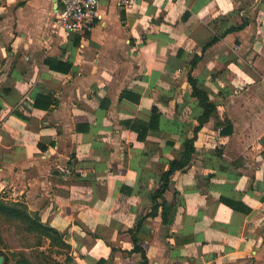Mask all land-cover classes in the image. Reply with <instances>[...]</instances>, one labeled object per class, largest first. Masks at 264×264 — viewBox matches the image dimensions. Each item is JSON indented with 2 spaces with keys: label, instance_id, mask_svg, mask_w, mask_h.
<instances>
[{
  "label": "crops",
  "instance_id": "1",
  "mask_svg": "<svg viewBox=\"0 0 264 264\" xmlns=\"http://www.w3.org/2000/svg\"><path fill=\"white\" fill-rule=\"evenodd\" d=\"M62 8L0 0V198L62 233L63 264H264V0H99L83 36ZM194 57L217 111L163 224L151 193L202 113Z\"/></svg>",
  "mask_w": 264,
  "mask_h": 264
},
{
  "label": "trees",
  "instance_id": "2",
  "mask_svg": "<svg viewBox=\"0 0 264 264\" xmlns=\"http://www.w3.org/2000/svg\"><path fill=\"white\" fill-rule=\"evenodd\" d=\"M249 20L242 18L241 22L235 26L224 29L221 34L214 35L204 46L203 50L207 47L218 42L224 35L242 30L249 24ZM200 60L199 57H194L191 61V71L188 74V83L191 86V97L197 101L198 107L202 110L201 115L198 117V126L193 129L194 136L192 138H185L181 144V150L179 154L168 162V168L161 173L158 181V187L151 193L152 211L150 215H154L159 208H161L162 222L168 224L171 222L170 216L175 212V206L165 199V193L170 188L171 178L176 172H186L188 166L191 163L193 155L195 153L194 142L196 140L197 133L201 130L204 123L208 122L215 116L217 107L212 101L210 95L202 88L198 86L197 79L192 75V70L195 68L196 63ZM157 109H152V120L158 117ZM229 130L223 129L221 134L226 133ZM144 136L139 134V139H143ZM0 215L5 220L10 222H19L22 224L24 230L30 233H35L37 248L42 247L43 241H48L50 248H57L58 252H64L69 250V246L64 241L62 233L55 228L50 227L47 224H43L36 214L28 212L26 205L22 203H8L0 198ZM149 215V216H150ZM148 216V215H147ZM34 246V247H35ZM136 249V248H135ZM143 255L142 264H147L145 253L141 249ZM0 255L4 257V264H33L29 261L25 255L19 254V258L13 262L9 261L4 251L0 250ZM45 261V264H63L55 259H49ZM69 259L67 258L66 261Z\"/></svg>",
  "mask_w": 264,
  "mask_h": 264
},
{
  "label": "rangeland",
  "instance_id": "3",
  "mask_svg": "<svg viewBox=\"0 0 264 264\" xmlns=\"http://www.w3.org/2000/svg\"><path fill=\"white\" fill-rule=\"evenodd\" d=\"M35 243V233L27 232L21 223L7 221L0 215V249L9 261L17 260L18 255L22 254L33 264H45V261L54 259L60 253L57 249L50 248L47 241H43L42 248H37Z\"/></svg>",
  "mask_w": 264,
  "mask_h": 264
},
{
  "label": "built area",
  "instance_id": "4",
  "mask_svg": "<svg viewBox=\"0 0 264 264\" xmlns=\"http://www.w3.org/2000/svg\"><path fill=\"white\" fill-rule=\"evenodd\" d=\"M138 0H119L120 5L130 7ZM63 8L55 14V24L59 30L67 33L85 35L90 31L99 0H62Z\"/></svg>",
  "mask_w": 264,
  "mask_h": 264
},
{
  "label": "water",
  "instance_id": "5",
  "mask_svg": "<svg viewBox=\"0 0 264 264\" xmlns=\"http://www.w3.org/2000/svg\"><path fill=\"white\" fill-rule=\"evenodd\" d=\"M260 143L264 146V135L260 139ZM0 264H4V257L0 255Z\"/></svg>",
  "mask_w": 264,
  "mask_h": 264
}]
</instances>
